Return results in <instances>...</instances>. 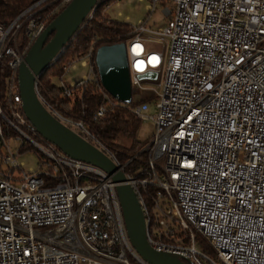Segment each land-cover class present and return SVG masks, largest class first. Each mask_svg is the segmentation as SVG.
<instances>
[{
    "label": "built area",
    "instance_id": "1",
    "mask_svg": "<svg viewBox=\"0 0 264 264\" xmlns=\"http://www.w3.org/2000/svg\"><path fill=\"white\" fill-rule=\"evenodd\" d=\"M72 1L42 0L8 28L0 24V72L9 71L1 80L0 264H150L130 241L112 178L38 139L23 110L19 68L55 13L46 11ZM109 1L99 0L88 19L98 6L110 16L121 5ZM150 1L149 12L159 1L165 4L168 25L153 38L141 21L126 44L133 94L145 93L142 80L164 75L161 91L155 90L156 114H148V103L123 104L103 90L96 114L102 119L127 108L142 123L156 125L143 149L147 171L141 177L125 173L145 216L148 242L187 264H264V0ZM95 45L64 67L63 97L75 101L99 81L91 65ZM78 64L87 74L66 81ZM38 83L46 109L124 171L83 122L39 94ZM31 152L38 166L26 170L20 158ZM199 239L212 254L198 248Z\"/></svg>",
    "mask_w": 264,
    "mask_h": 264
},
{
    "label": "water",
    "instance_id": "2",
    "mask_svg": "<svg viewBox=\"0 0 264 264\" xmlns=\"http://www.w3.org/2000/svg\"><path fill=\"white\" fill-rule=\"evenodd\" d=\"M98 1L73 0L34 42L18 71L23 110L32 127L45 141L70 158L102 169L112 178L130 241L144 261L150 264H187L180 256L158 252L149 244L145 216L125 172L104 152L56 119L38 96L37 79L65 52L68 43L94 11ZM96 65L104 89L119 102L131 104L133 88L127 44L98 48Z\"/></svg>",
    "mask_w": 264,
    "mask_h": 264
},
{
    "label": "trees",
    "instance_id": "3",
    "mask_svg": "<svg viewBox=\"0 0 264 264\" xmlns=\"http://www.w3.org/2000/svg\"><path fill=\"white\" fill-rule=\"evenodd\" d=\"M42 0H0V24L8 28L25 10ZM118 0H110L116 2ZM65 9L61 2L53 4L44 14L48 16L55 11L47 22L49 26L54 19ZM132 37V26L110 18L104 12L103 7L96 9L92 18L87 19L79 31L68 43L65 52L54 62L39 78L38 91L41 96L57 107L69 118L75 121L83 122L84 126L96 137L97 140L110 148L117 157L121 165H125V173L129 176L141 177L142 172H146V164L149 154L142 152L146 143L138 141L137 136L141 129L142 121L136 118L127 108H114L105 118L96 119L97 111L103 105V94L101 90L106 91L101 83L96 65V52L98 48L104 45H113L127 43ZM22 47H27L25 39H22ZM95 43V51L91 60L94 68L97 83H90L83 91L81 98L72 101L62 96V88L53 82L54 78L59 80L64 75V67L70 61L83 58L89 51L91 45ZM4 71V74H3ZM9 71L1 68L0 72V102L3 96L2 78ZM15 82L18 84V78ZM152 100L149 97H143L139 102L132 101L130 106L148 103ZM82 137V133H78ZM43 140V137L38 136ZM129 140L130 144L124 141ZM142 152V153H141ZM139 153H141L139 155ZM201 247H204L212 254L210 246L199 239Z\"/></svg>",
    "mask_w": 264,
    "mask_h": 264
},
{
    "label": "rangeland",
    "instance_id": "4",
    "mask_svg": "<svg viewBox=\"0 0 264 264\" xmlns=\"http://www.w3.org/2000/svg\"><path fill=\"white\" fill-rule=\"evenodd\" d=\"M120 7H115L110 11V16L112 19L116 21L128 23L131 26L140 25L141 21H145L146 27L153 33H148L147 36H151L153 38L156 37L154 33L158 32L160 29L165 28L169 22V16L164 13L165 4L161 1L158 2L156 9L153 12H149L148 5H152L150 0H121ZM170 7L171 10L174 9L171 2L166 4ZM117 13H121L122 17H118ZM153 49L161 50L157 45H152ZM164 54L166 55V59L168 58V51L164 50ZM78 70L71 71L67 77L66 81L75 80L80 81L81 77L84 74H87L88 69L81 67L78 64ZM164 80V75L161 73L160 77L157 80H142V86L145 87V93H135L133 94V101L141 100L143 97L152 98L148 105L150 107L148 114L153 117L156 114V101H157V92L161 91V85ZM53 82L55 84L60 85V80L58 78H54ZM73 130L77 131L74 127H71ZM78 132V131H77ZM156 132V125L153 120L142 123L141 129L138 133L137 139L143 143L149 144L153 135ZM126 144H130L129 140L124 141ZM140 154V153H139ZM38 155L36 152H31L24 155L20 158V162L24 163V168L29 170L30 168L36 169L38 166ZM200 250H203L201 245H198Z\"/></svg>",
    "mask_w": 264,
    "mask_h": 264
}]
</instances>
